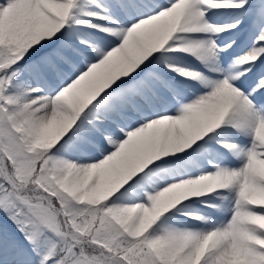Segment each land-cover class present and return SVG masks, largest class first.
<instances>
[{
	"label": "snow or ice",
	"instance_id": "1",
	"mask_svg": "<svg viewBox=\"0 0 264 264\" xmlns=\"http://www.w3.org/2000/svg\"><path fill=\"white\" fill-rule=\"evenodd\" d=\"M0 264H264V0H0Z\"/></svg>",
	"mask_w": 264,
	"mask_h": 264
}]
</instances>
